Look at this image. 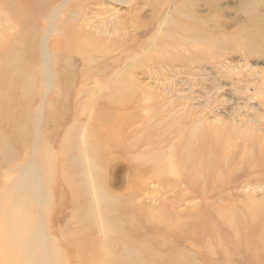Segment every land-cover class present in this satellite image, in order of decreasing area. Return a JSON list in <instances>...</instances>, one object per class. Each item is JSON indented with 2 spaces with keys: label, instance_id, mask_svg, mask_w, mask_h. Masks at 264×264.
I'll return each instance as SVG.
<instances>
[{
  "label": "rangeland",
  "instance_id": "rangeland-1",
  "mask_svg": "<svg viewBox=\"0 0 264 264\" xmlns=\"http://www.w3.org/2000/svg\"><path fill=\"white\" fill-rule=\"evenodd\" d=\"M185 1L0 0V147L12 149L9 156L0 153V264H57L52 244L73 262L70 254L77 242L88 238L105 248L106 239L90 224H100L95 208L108 198L120 217L145 224L143 236L165 235L182 249L192 246L185 236L191 224L165 231L149 215L196 221L232 205L213 196L216 200L198 206L201 200L180 195L167 183L168 156L162 162L169 170L151 175L149 164L141 166L139 157L154 151L127 148L145 131L150 139L157 131L177 137L195 118L210 124L233 120L236 127L245 116L264 122V32L258 47L246 43L249 24L264 22V0H256L253 14L244 11L251 0H189L190 13L182 18ZM188 16L193 22L203 20V31L221 42L204 46L206 52L216 51L205 62L198 59L206 56L194 55L190 64L191 54L181 47L179 59L168 61L164 54L171 50L164 46L181 39L172 33L176 25L190 22ZM33 23L41 33L30 50L36 61L34 86L26 90L8 57L15 54V32L27 31ZM83 40L87 52L78 48ZM107 46L111 49L106 53ZM123 89L126 93H119ZM67 145L80 160L65 156ZM22 179L24 192L36 200L34 217L22 234L25 249L12 239L17 228L4 216ZM250 185L232 194L239 208L244 195L254 205L264 202V181ZM99 192L105 193L101 199ZM213 232L205 229L208 235Z\"/></svg>",
  "mask_w": 264,
  "mask_h": 264
},
{
  "label": "bare ground",
  "instance_id": "bare-ground-1",
  "mask_svg": "<svg viewBox=\"0 0 264 264\" xmlns=\"http://www.w3.org/2000/svg\"><path fill=\"white\" fill-rule=\"evenodd\" d=\"M256 6L257 1L251 0L244 11L253 14ZM190 7L189 0L185 1L181 12L182 18L190 13ZM0 9L3 10V6L0 5ZM188 19L190 22L186 20L185 24L176 25L175 33H172L175 35V40L177 36L181 39L164 46V49L166 47L171 50V54L168 52L164 54L168 61L179 59L180 47L186 48L188 54H191L187 56L190 64L196 59L194 55L206 56V59H198L205 62L212 52L216 53L215 50L206 52L204 46L210 43L217 46L221 42L220 38L203 31L205 26L203 20L193 22L190 16ZM27 20L26 25L30 24L29 19ZM249 26L251 30H248L250 34L246 31L248 38L246 43L256 48L262 41L264 22L256 20ZM191 29L196 30L193 32ZM196 31L199 33H195ZM40 33V25L33 23L27 31L18 29L11 42L15 54H11L8 58L11 64L18 67L23 88L26 87V90H31L34 86L33 69L36 61L31 49L35 46V37ZM189 33H192L194 39ZM4 34L3 31L2 35ZM184 40L188 41V48L185 46L187 44H183ZM194 45L202 47L195 51L192 48ZM78 48L87 52V41L83 40ZM110 49L111 47L107 46L103 51L107 53ZM19 66L22 68L20 69ZM119 93L125 94L126 91L123 89ZM257 120H260L259 117L253 120L245 116L241 120L242 124L239 125L241 127H236L232 125L233 120L210 124L204 119L195 118L183 131L178 132L177 137L169 139L171 131H157L155 137L150 139V133L145 131L135 141L127 144L128 149L138 147L144 150L150 148L154 151V154H140L139 157L140 163L144 162L141 166L146 165V162L149 164L150 167L146 170L151 175H163L169 170L162 162V159L168 156L171 178L167 183L179 191L180 195L185 193L191 199L201 200L198 206H204V202L210 198L216 200L213 196L226 198L232 202V205L215 212H208L206 216L199 214L202 216L196 221L187 216L183 219L174 215L168 217L167 214L160 212L149 215V221L157 223L153 225L161 226L165 231L174 232L175 229L191 224V228L185 234L190 241H193L190 248H179L165 235L143 236L141 229L145 224H139L136 217L129 220L120 217L118 206L108 198L104 202L97 203L95 208V215L100 224H90L92 229L100 231L104 236L107 246L101 248V244L97 245L93 238L80 240L70 254V257L74 256L73 262H67L66 256H63L59 248L52 244L51 257L57 264H96L97 260H102L105 264H264V202L254 205L244 195L242 206L239 208L237 201L231 199L234 196L232 194L251 186V181H264V122L254 123ZM173 126L170 128L172 129ZM118 147L119 144L116 145V148ZM0 153L9 156L12 149L9 145H5L0 147ZM63 153L66 157L72 155L69 152V145L63 147ZM72 158L80 160L76 154L72 155ZM142 168L138 169L142 171ZM95 170L97 171L98 168ZM24 180H20V184L16 185L18 189L16 193L19 195L4 213V216L17 228V234L12 239L23 249L26 248V240L22 234L36 211V200L32 193L29 192L30 196L28 192H24ZM99 193L101 199L105 193ZM208 227L214 229L212 235L205 233ZM223 228L227 230L221 233Z\"/></svg>",
  "mask_w": 264,
  "mask_h": 264
}]
</instances>
